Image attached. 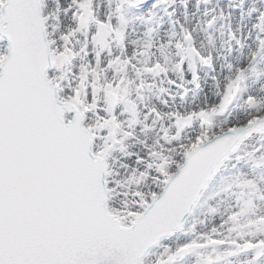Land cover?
Wrapping results in <instances>:
<instances>
[{"label": "snow or ice", "instance_id": "6c2138e0", "mask_svg": "<svg viewBox=\"0 0 264 264\" xmlns=\"http://www.w3.org/2000/svg\"><path fill=\"white\" fill-rule=\"evenodd\" d=\"M0 264H264V0H0Z\"/></svg>", "mask_w": 264, "mask_h": 264}]
</instances>
